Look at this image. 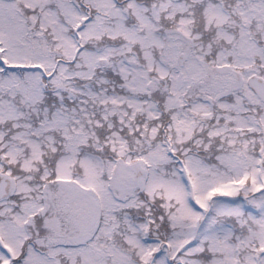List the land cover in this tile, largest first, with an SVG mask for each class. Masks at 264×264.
I'll list each match as a JSON object with an SVG mask.
<instances>
[{"label": "snow or ice", "instance_id": "6c2138e0", "mask_svg": "<svg viewBox=\"0 0 264 264\" xmlns=\"http://www.w3.org/2000/svg\"><path fill=\"white\" fill-rule=\"evenodd\" d=\"M0 264H264V0H0Z\"/></svg>", "mask_w": 264, "mask_h": 264}]
</instances>
